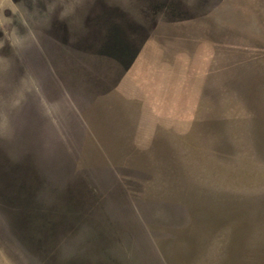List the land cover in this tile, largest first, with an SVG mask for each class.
<instances>
[{
  "label": "rangeland",
  "instance_id": "374dc122",
  "mask_svg": "<svg viewBox=\"0 0 264 264\" xmlns=\"http://www.w3.org/2000/svg\"><path fill=\"white\" fill-rule=\"evenodd\" d=\"M0 264H264V0H0Z\"/></svg>",
  "mask_w": 264,
  "mask_h": 264
},
{
  "label": "trees",
  "instance_id": "16d2710c",
  "mask_svg": "<svg viewBox=\"0 0 264 264\" xmlns=\"http://www.w3.org/2000/svg\"><path fill=\"white\" fill-rule=\"evenodd\" d=\"M90 188H91V186H90ZM193 220V219H192ZM212 218H210V217H208V218H206L205 220L204 219H202V221H204V222H202V223H204V225L205 226H207L208 227V224H211L212 226V229L214 228L215 230L217 229L216 228V226H218L219 224H221L220 222H218V224L217 223H214V222H212ZM226 220V219H225ZM217 224V225H216ZM223 225H225V227H227V223L225 222V224H223ZM205 226H203L202 224H200V223H198V226H197V228H198V231H199V233L201 232V235L204 233V231L206 230V227ZM211 229V230H212ZM218 230V229H217ZM220 232V231H219ZM187 235H189V236H187L186 238H188V239H186L187 241H186V244L189 246V244H188V242H190V243H193L194 241H193V237L191 236V233H190V231L189 232H187ZM215 240H216V236H215ZM191 245V244H190ZM192 246V245H191ZM195 249H198V248H195ZM191 251V255L193 254V251H194V247H193V249L192 250H190Z\"/></svg>",
  "mask_w": 264,
  "mask_h": 264
}]
</instances>
